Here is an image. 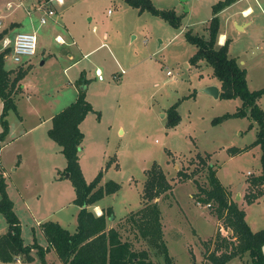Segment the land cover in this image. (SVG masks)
<instances>
[{"label":"rangeland","instance_id":"374dc122","mask_svg":"<svg viewBox=\"0 0 264 264\" xmlns=\"http://www.w3.org/2000/svg\"><path fill=\"white\" fill-rule=\"evenodd\" d=\"M47 1H53L55 16L41 25L43 11L38 7ZM63 1L64 6L54 0H25L23 5L20 0H0V33H26L31 26L41 28L36 56L21 65L13 63L10 52L6 58L12 78L33 64L23 80L24 91L16 98L17 110L7 117L11 132L0 155L6 169L7 193L12 196L9 198L21 223L24 244L47 247V239L37 223L40 221L58 223L71 233L77 230L81 208L74 203L76 191L67 177V160L62 148L49 137L52 120L42 122L68 106L59 103L65 89L72 90V85L85 88L83 83L87 85V99L95 107L83 127L79 153L83 176L89 184L102 174L101 188L110 181L121 185L118 193L99 202L103 208L113 209L108 229L120 230L124 240L130 241L136 250H147L156 264H165L164 257L138 239L127 222L132 213L142 209L147 171L157 164L173 186L171 194L158 200L164 241L173 264H211L204 258L205 244H211L210 254L216 232H224L223 228L218 229L212 208L195 198L199 187H209L208 173L202 171L197 158L200 154L210 157L209 164L214 166L217 178L231 192L233 200L240 196L237 202L244 208L252 230H263L264 196L253 204H247L246 198L251 192L264 191L250 185L262 172V149L254 145L259 127L248 117L214 123L235 114L242 101L215 99L204 93L207 87L220 83L205 62L199 66L191 64L197 48L186 40L189 31L208 38L214 6L225 0H152L160 10H175L181 19L178 28L148 12L140 13L124 0ZM234 4L219 15L220 36L225 35L230 41V56L247 70L249 90H262L264 0H237ZM248 8L251 11L246 14ZM63 16L77 32L76 42L89 40L95 47L104 42L109 47L83 59L68 77L63 74L60 60L49 56L59 57L64 50L56 43L58 34L69 40L53 23ZM13 22L20 23L14 31ZM7 49L0 44V53ZM98 68L105 79L102 83L95 76ZM258 104L264 111V96ZM172 106H177L180 117L175 128L168 127ZM3 108L0 98V133ZM231 149L242 152L233 155ZM180 171L195 172V176L181 183ZM26 189L30 209L19 197V190ZM1 221L6 223L2 214ZM32 256L33 260H23L24 264H41L36 250ZM46 261L61 264L55 251L47 253ZM249 262L246 255L228 264Z\"/></svg>","mask_w":264,"mask_h":264},{"label":"trees","instance_id":"16d2710c","mask_svg":"<svg viewBox=\"0 0 264 264\" xmlns=\"http://www.w3.org/2000/svg\"><path fill=\"white\" fill-rule=\"evenodd\" d=\"M237 0H225L214 6V16L207 27L208 38L193 35L191 31L186 33V40L197 48V52L191 58V64L199 66L205 62L212 67L214 77L221 85V99H240L241 108L233 115H225L214 121L215 124L229 118H250L259 127L257 141L262 149L261 175L250 181L251 186L264 188V111L258 102L264 96V89L250 91L248 88L247 70L242 67L236 58L229 56L230 41L219 46L221 20L220 13L232 6ZM124 2L138 10L140 13L148 12L170 24L180 27L181 19L175 10H160L155 7L152 0H124ZM9 31L0 33V44L9 36ZM11 49L0 53V98L4 108L1 115L2 132L0 133V154L5 146L10 132L7 117L11 111L17 110L16 98L22 91L21 82L28 74V70L21 69L12 78L13 71L6 68V58ZM83 83L81 86H85ZM80 88V87H79ZM95 112L91 103L87 100L85 88L79 89L77 99L63 111L54 116L49 137L61 148L67 160L66 172L72 180L76 191L74 203L81 208L78 213V226L74 233L63 228L55 222H46L41 225L47 239L48 247L43 248L39 244L25 245L22 238L21 223L14 211L13 202L7 193V181L0 163V214L8 224L6 234L0 236V261L13 263L22 257L24 261L33 260L32 251L36 250L41 264H48L47 253L54 250L61 264H156L147 250H136L130 241H125L120 230L108 229V219L114 217L112 208L104 209L98 216L89 209L97 205L106 196H111L121 190V185L110 181L104 188L100 187L102 174L87 184L83 176L79 153L82 148L84 134L81 124L87 116ZM180 122L177 106L169 109V128H175ZM254 125H251L252 128ZM242 150L231 149L233 155ZM201 163L202 171L208 173V188L199 187V194L195 196L197 202L212 208L213 215L218 221V229L223 228L224 235L216 232L212 240L214 250L209 254L211 244H205L207 252L204 258L211 264H228L234 259L244 258L248 255V264H264V229L254 232L246 220V212L240 204L233 200L232 194L217 178L216 170L209 164L210 157L197 155ZM181 183L191 181L195 172L187 174L178 173ZM173 191L163 169L154 164L147 171V179L144 186L142 199L144 205L136 213H132L127 219L132 226V232L138 239H142L164 257L165 264H173L167 245L164 241V229L162 215L158 200L167 197ZM264 196V191L251 192L246 196L247 204H253Z\"/></svg>","mask_w":264,"mask_h":264},{"label":"crops","instance_id":"0c3cea01","mask_svg":"<svg viewBox=\"0 0 264 264\" xmlns=\"http://www.w3.org/2000/svg\"><path fill=\"white\" fill-rule=\"evenodd\" d=\"M59 6H62L63 4H64V1H63V3L62 4H59V3H57ZM235 5V4H234ZM64 6V5H63ZM232 7V6H231ZM251 11V9L250 8H248L246 11H244L245 13H247V14H249V12ZM61 19V21H53V23L55 24V25H58L63 31H64V33L66 34L65 36L67 37V38H69V42L68 41H65V39L60 35V34H58L57 36H56V43L58 44V45H60V46H62V47H64L63 49L64 50H62V52H61V56H59V57H57L56 55H53V54H50L49 56H52V57H54L55 56V58H56V60L57 61H59L60 62V65H63V74L66 76V77H68V74H69V72L70 71H72V70H74L75 68H77V66L79 65V63L83 60V59H85V58H87V57H89L90 55H92L96 50H99V49H101V48H109L108 47V44H105L104 42H103V44H101L100 46H98V47H95L94 46V44H93V42H91V41H86V42H76V38H78L79 36H78V34H77V32H76V30H75V28L74 27H71V25H69L66 21H65V17L63 16V17H61L60 18ZM12 26V31H14L15 30V27H18L19 25H20V23H18V22H13L12 24H11ZM29 31H27L26 33H35L36 35H37V38H38V32L41 30V28H40V26L38 27V28H35L34 26H31V27H29V29H28ZM11 33V32H10ZM19 32H14V34H9V36L11 37V38H9V37H7V38H9V39H11V40H13L14 39V37L18 34ZM105 37H107L106 35H104V38ZM58 38H61L59 41H58ZM224 38V39H223ZM71 40H73V41H71ZM108 40V39H107ZM226 40H227V38H226V36L225 35H222V36H220V38H219V42H218V44H219V46H223L224 44H225V42H226ZM71 41V42H70ZM77 47L76 49H74L73 51H71L69 48H72V47ZM38 53V52H37ZM229 56H230V48H229ZM77 57H78V59H77ZM231 57V56H230ZM44 58H45V55H44ZM201 64V63H200ZM30 65H31V67L33 66V64L32 63H30ZM98 70H100L99 68L96 70V73H95V76H96V79L99 81V82H104L105 81V79H103L102 81H100L98 78H97V71ZM101 71V70H100ZM21 84H22V91H24V88H25V86H23V81L21 82ZM86 86L87 85H85V88H86ZM219 89H220V91H221V85L219 84V85H216ZM73 90V91H72ZM72 90H70V88H68V89H65L64 91H63V93H62V96L60 97V99H59V103H61V102H65V105H70L71 103H73L76 99H77V96H78V94H79V88L78 87H76V86H73L72 85ZM59 94H61V93H59ZM89 102H90V100L89 99H87ZM67 103V104H66ZM91 103V102H90ZM93 106V105H92ZM63 107V106H62ZM93 108H94V110H95V107L93 106ZM63 111V110H62ZM54 116H56V113L55 114H51V116H49V118L48 119H46V120H44L42 123H44V122H46V121H50V120H53V118H54ZM88 117V116H87ZM87 120V118L84 120V122L81 124V126H80V128H81V131L83 132V127H84V124H85V121ZM101 121V120H100ZM41 123V124H42ZM40 124V125H41ZM39 126V125H38ZM11 132V131H10ZM10 132H9V135H10ZM124 133V131L122 130V134ZM26 134V133H25ZM84 134V133H83ZM8 135V136H9ZM8 138V137H7ZM8 145H10V144H8ZM5 147V146H4ZM6 147H7V145H6ZM1 155V154H0ZM1 163V162H0ZM1 166H2V164H1ZM2 168H3V172H4V176H5V178H6V169H5V167L4 166H2ZM8 192H9V189H8ZM9 196H10V193H9ZM10 197H12V196H10ZM19 197H20V199L21 200H23V204L28 208V209H30L29 208V206H28V200H29V198L27 197V189L24 191V190H19ZM13 199V198H12ZM89 209H93L94 210V213H96V215H101L102 213H103V210L104 209H106V208H103L102 206H101V204L100 203H98L97 205H95V206H92V207H90ZM100 210V211H99ZM34 213H32V215H33ZM34 219H37L36 217H34ZM246 220H247V223L249 224V221H248V219H247V214H246ZM40 226L42 225V223H41V221L40 222H37ZM249 226H250V224H249ZM250 228H251V226H250ZM252 229V228H251ZM7 231H8V224H7V222L6 223H3L2 224V221H1V223H0V236H2V235H4V234H6L7 233ZM253 231V230H252ZM256 231V230H255ZM257 231H259V230H257ZM29 245H31V244H29ZM47 245V247H48V243L46 244ZM46 247V248H47ZM51 251H54V250H51ZM0 264H24V262H23V258L22 257H19V258H17L16 259V261L15 262H13V263H2L1 261H0Z\"/></svg>","mask_w":264,"mask_h":264},{"label":"built area","instance_id":"2783aa9c","mask_svg":"<svg viewBox=\"0 0 264 264\" xmlns=\"http://www.w3.org/2000/svg\"><path fill=\"white\" fill-rule=\"evenodd\" d=\"M23 1L20 0L21 5ZM55 2L62 4L63 0H54ZM53 1H47L38 7V10L43 11V16L41 18V25H46L49 20L55 16V10L52 7ZM30 13L32 8H27ZM61 38H58V41ZM4 48H11V60L16 65H21L25 61L30 60V58L36 56L38 48V38L35 33H18L13 40L6 38L2 42ZM123 74V73H122ZM170 75V73H169ZM97 78L102 81L104 79L103 74L100 70L97 71ZM100 216V215H98ZM223 230V229H221Z\"/></svg>","mask_w":264,"mask_h":264},{"label":"water","instance_id":"95a60500","mask_svg":"<svg viewBox=\"0 0 264 264\" xmlns=\"http://www.w3.org/2000/svg\"><path fill=\"white\" fill-rule=\"evenodd\" d=\"M240 30L242 29L241 27H238ZM204 93L214 97L215 99H219L221 95V91L217 86H211L207 87L204 89ZM69 177V175H67ZM240 199V196H238L237 201ZM112 219V218H111Z\"/></svg>","mask_w":264,"mask_h":264},{"label":"bare ground","instance_id":"6f19581e","mask_svg":"<svg viewBox=\"0 0 264 264\" xmlns=\"http://www.w3.org/2000/svg\"><path fill=\"white\" fill-rule=\"evenodd\" d=\"M247 13H248V12H247ZM247 13H246V14H247ZM223 39H224V38H223ZM99 211H100V210H99Z\"/></svg>","mask_w":264,"mask_h":264}]
</instances>
